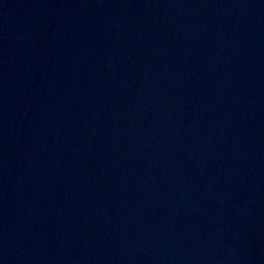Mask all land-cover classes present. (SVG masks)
<instances>
[{
	"label": "water",
	"instance_id": "water-1",
	"mask_svg": "<svg viewBox=\"0 0 264 264\" xmlns=\"http://www.w3.org/2000/svg\"><path fill=\"white\" fill-rule=\"evenodd\" d=\"M0 264H264V0H0Z\"/></svg>",
	"mask_w": 264,
	"mask_h": 264
}]
</instances>
